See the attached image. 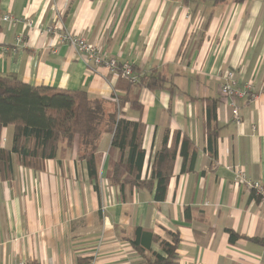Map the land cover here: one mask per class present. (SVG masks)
I'll list each match as a JSON object with an SVG mask.
<instances>
[{"label": "crops", "instance_id": "obj_1", "mask_svg": "<svg viewBox=\"0 0 264 264\" xmlns=\"http://www.w3.org/2000/svg\"><path fill=\"white\" fill-rule=\"evenodd\" d=\"M1 14L22 23L1 21L0 76L85 91L106 100L109 112L113 96L139 101L142 110L127 103L123 117L145 125L142 179H151L167 133L169 148L180 150L183 138L191 147L185 169L177 158L163 202L154 187L110 184L108 171L120 158L110 133L97 151L98 190L76 144L61 145L40 171L13 157L12 178L0 173V264H150L153 254L165 256L161 241L171 234L180 240L178 264H264V246L253 241L264 240V207L228 169L241 166L264 183V0H2ZM58 19L133 73L161 71L172 95L139 87L128 94L119 76L88 68L46 33ZM228 70L239 89L253 86L235 101L238 119L221 95L220 75ZM208 100L217 104L211 116ZM11 138L12 128L5 129L3 145ZM138 231L160 240L144 234L135 245ZM230 231L240 239L231 242Z\"/></svg>", "mask_w": 264, "mask_h": 264}, {"label": "trees", "instance_id": "obj_2", "mask_svg": "<svg viewBox=\"0 0 264 264\" xmlns=\"http://www.w3.org/2000/svg\"><path fill=\"white\" fill-rule=\"evenodd\" d=\"M236 1L244 2L245 0ZM1 2L2 0H0V32L2 30ZM134 75L137 79L134 83L123 80L119 76V81L124 83L122 88L128 94L131 88L137 87L151 91H169L171 95L173 93V83L161 71L152 70L143 75L137 73ZM117 97L118 103L114 100L115 96L112 97L114 108L109 112L106 109V100L90 98L85 91L36 87L16 78L0 76V173L2 179L12 178L13 157L19 166L40 171L46 161L57 158L61 145L73 148L76 144L78 159L86 161L89 177L98 190L97 151L102 135L110 133L113 136L111 149L120 154V158L111 164L108 171L107 178L110 184L121 190L126 186L151 190L154 187L155 200L163 202L179 155L183 158V169L186 168L191 142L183 138L180 150L177 145L175 148H169L167 133L163 146L151 165V179H142L146 158V151L142 146L145 125L141 120L134 122L123 117L125 104L129 103L137 110H142V106L132 96ZM216 105L214 100H208L210 116L212 111L216 112ZM7 128H12L9 147L2 143L3 131ZM180 137L178 134V139ZM144 234L149 235L152 242L160 240L151 232L138 231L135 245H139L140 237ZM229 234L231 242L240 239L239 235L232 231ZM169 236L171 241H161L165 256L153 254L149 260L150 264L179 263V236L176 234ZM253 241L264 246V240L253 239Z\"/></svg>", "mask_w": 264, "mask_h": 264}, {"label": "built area", "instance_id": "obj_3", "mask_svg": "<svg viewBox=\"0 0 264 264\" xmlns=\"http://www.w3.org/2000/svg\"><path fill=\"white\" fill-rule=\"evenodd\" d=\"M2 22L12 26L22 23V19L13 16H3ZM24 25L32 29L34 23L31 21L25 22ZM47 34H53L57 37L60 44H65L73 48L77 54L85 61L88 68H101L104 67L109 73L121 76L122 78L134 83L137 81L133 70L128 64H120L114 57L108 56L106 53L94 44L89 43L87 40L68 32L62 19H58L56 23L50 27ZM21 41V38L18 39ZM222 81L221 95L229 98L231 101V108L233 116L238 119L239 113L235 103L236 98L245 97L250 90H252V83H248L245 90L239 89L238 83L235 79L233 72L227 71L220 75ZM115 101L118 103V98L115 96ZM234 176V183L236 186H244L252 190L255 196L259 199L260 204L264 207V183L257 181L248 176L247 172L241 166H232L228 168ZM264 262V261H263Z\"/></svg>", "mask_w": 264, "mask_h": 264}, {"label": "rangeland", "instance_id": "obj_4", "mask_svg": "<svg viewBox=\"0 0 264 264\" xmlns=\"http://www.w3.org/2000/svg\"><path fill=\"white\" fill-rule=\"evenodd\" d=\"M228 71H230V70H228ZM225 72H227V71H225ZM230 72H233V71H230ZM224 73V72H223ZM234 73V72H233ZM235 75V74H234ZM236 79V78H235ZM237 81V80H236ZM250 83H252V82H250ZM240 98H236L234 101H236V100H239ZM236 103V102H235ZM238 110V109H237ZM235 118V117H234ZM238 118H239V116H238ZM2 143H5V141H3ZM244 187V186H243ZM246 188V187H245ZM248 189V188H247ZM252 191V190H251ZM253 192V191H252ZM253 194H254V192H253ZM255 195V194H254Z\"/></svg>", "mask_w": 264, "mask_h": 264}]
</instances>
